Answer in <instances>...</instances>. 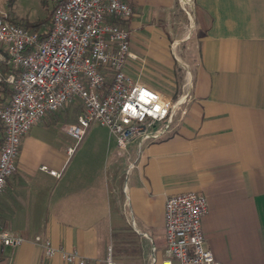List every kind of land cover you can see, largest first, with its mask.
Listing matches in <instances>:
<instances>
[{"label": "crops", "instance_id": "1", "mask_svg": "<svg viewBox=\"0 0 264 264\" xmlns=\"http://www.w3.org/2000/svg\"><path fill=\"white\" fill-rule=\"evenodd\" d=\"M179 5L133 0L119 22L138 58L168 64L151 66L145 82L132 79L168 96L187 93V115L158 141L119 150L115 140L93 138L77 157L82 139L70 158L64 123L54 120L67 137L56 142L31 136L42 120L33 125L0 193V229L25 242L0 248V264H68L46 258L35 236L84 264H105L108 248L117 264H161L164 202L183 192L206 198L204 245L220 264H264V0H191V18ZM181 34L194 44L191 62L170 51L171 41H187ZM10 99L0 91L1 104Z\"/></svg>", "mask_w": 264, "mask_h": 264}, {"label": "built area", "instance_id": "2", "mask_svg": "<svg viewBox=\"0 0 264 264\" xmlns=\"http://www.w3.org/2000/svg\"><path fill=\"white\" fill-rule=\"evenodd\" d=\"M133 0H62L52 12L43 38L37 32L10 22L0 14V82L12 90L0 108L3 129L0 146V193L16 170L21 137L47 113L78 103L81 111L64 127L73 140L66 146L70 158L88 128L97 124L113 135L119 150L136 140L138 145L158 141L170 132L185 95L173 100L133 80L127 63L138 56L130 50V32L111 18L132 14ZM189 0H179L191 18ZM182 97L184 101L181 102ZM40 169L59 177L60 172ZM207 201L196 192L170 195L164 202L165 258L161 264H220L204 245L201 221ZM25 240L0 229V248L17 247ZM46 258L59 256L65 263L84 264L76 251L56 248L35 236ZM105 264H117L108 248Z\"/></svg>", "mask_w": 264, "mask_h": 264}, {"label": "rangeland", "instance_id": "3", "mask_svg": "<svg viewBox=\"0 0 264 264\" xmlns=\"http://www.w3.org/2000/svg\"><path fill=\"white\" fill-rule=\"evenodd\" d=\"M62 0H0L1 3V8L6 10L5 13H0V14H6L8 19L14 22H18V23H23L25 20H29V21H40L42 19H44L45 17L49 16V14L51 13L53 7L56 4H59ZM189 5H191V0L188 1ZM180 6V5H179ZM49 25V21L48 24H44L41 25L38 28V31L43 32L48 28ZM184 30L186 31V27L184 28ZM180 37L181 40H183L184 38L186 39L187 37H189V35L187 34H181ZM131 39V38H130ZM179 39V38H178ZM187 41H185V43L182 44V42L178 45L175 42H170V51L174 52V54L177 56V54H181V56L183 57V61L185 60V62L187 61H192V58L194 56L195 53V48H194V44L191 43L192 41H189L188 39H186ZM180 46V47H179ZM162 65L161 66H155V64L152 65V62L148 63V61L146 62L145 58H138L136 61H132L131 65L133 68H135L131 73L127 74L133 78V79H138L141 82H145L148 80L149 75L151 74V66L152 69H156V67H160V68H164L167 67L168 68V64L162 60ZM154 63V62H153ZM166 65V66H164ZM155 67V68H154ZM184 69V75L185 78L187 79L188 77V73L187 71L190 70L189 66L187 65H183ZM187 70V71H186ZM154 75V74H153ZM156 77H159L157 75H154ZM163 76V75H162ZM191 83H185V89L190 88ZM158 87H162V86H158ZM157 87V88H158ZM155 87V89H157ZM153 89V88H151ZM161 91H163L164 88H158ZM166 91V90H165ZM182 92V91H181ZM180 92V93H181ZM178 91L175 90V92L173 93V95L171 96L173 100H176L178 98H180L181 96H178ZM189 100V97L186 96L185 98V102L183 103V105L180 107V111H178V113L176 114L175 118H174V122L173 124H176L177 121H179V119L181 117H185L187 115V110H186V105L187 102ZM6 103H9L8 101H6L5 103H2L1 105H4ZM81 111V107L79 106L78 103H71V104H67L66 106H64L63 108L55 111V112H49L47 113L41 120L42 125H37L36 127H34V129L31 132V136H35L36 138L45 140V141H53L56 142L57 139L59 137H64L67 139V137L65 135H63V133L59 130V124L55 123L54 120L59 119L60 124L64 123V127L70 123H73L76 116L79 114V112ZM182 120V119H181ZM0 127H1V123H0ZM0 132H2L1 128H0ZM93 138H97V139H103L104 142L109 140H115L114 136L109 134L108 130L104 127H101L99 125H92L89 129V131L87 132V134L85 135V137L83 138L81 144L82 147L78 148L77 150V154L76 156L78 157L79 154H84L85 153V148L86 147H90L92 148L93 146L91 144H93V142L91 141V139ZM132 142L136 143V140H133ZM135 144V145H136ZM84 148V149H83ZM89 149L86 151L88 152ZM124 154V153H123Z\"/></svg>", "mask_w": 264, "mask_h": 264}, {"label": "trees", "instance_id": "4", "mask_svg": "<svg viewBox=\"0 0 264 264\" xmlns=\"http://www.w3.org/2000/svg\"><path fill=\"white\" fill-rule=\"evenodd\" d=\"M57 5V4H56ZM55 5V6H56ZM132 5V4H131ZM55 6L53 7V9H52V11H51V13L49 14V16H47V17H45L44 19H42V20H40V21H29V20H25L22 24L21 23H18V22H14V21H11V20H9L10 22H12V23H14V24H16V25H18V26H21V27H24V28H26V29H29V30H31V31H34V32H37L38 34H39V36L41 37V38H43L44 36H45V34L48 32V30L50 29V26H51V16H52V12H53V10H54V8H55ZM113 23H115V24H118V25H120V22H119V18H111L110 19ZM48 21H49V25H48V28L45 30V31H43V32H40V31H38V28L41 26V25H44V24H48ZM0 51H1V49H0ZM4 67L1 69L2 70V72H3V74H6V73H8L9 71H10V68L9 67H7L6 65H3ZM0 91H2V93L5 95V97L8 99H10L11 98V96H12V90H11V88L6 84V83H4V82H0ZM8 105V103H6V104H4V105H1V103H0V108H3V107H6ZM80 106V105H79ZM1 128V130H2V132H0V146H1V144H2V137H3V129H2V126L0 127Z\"/></svg>", "mask_w": 264, "mask_h": 264}, {"label": "bare ground", "instance_id": "5", "mask_svg": "<svg viewBox=\"0 0 264 264\" xmlns=\"http://www.w3.org/2000/svg\"><path fill=\"white\" fill-rule=\"evenodd\" d=\"M187 71V70H186ZM188 79V78H187Z\"/></svg>", "mask_w": 264, "mask_h": 264}]
</instances>
